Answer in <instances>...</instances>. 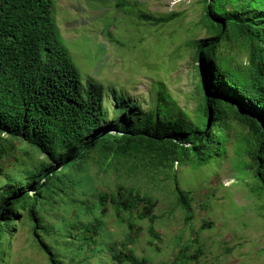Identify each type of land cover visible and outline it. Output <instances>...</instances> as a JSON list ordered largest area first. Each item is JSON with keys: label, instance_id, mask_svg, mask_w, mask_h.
<instances>
[{"label": "trees", "instance_id": "16d2710c", "mask_svg": "<svg viewBox=\"0 0 264 264\" xmlns=\"http://www.w3.org/2000/svg\"><path fill=\"white\" fill-rule=\"evenodd\" d=\"M203 2L204 23L210 36L195 43L201 103L198 116L187 119L176 111L173 102L168 103L164 93H160L152 111L142 114L132 105L119 110L120 102L126 100L116 91L110 89L111 103L102 84L91 79L83 83L61 40L54 0H0V139L7 135L3 140L12 148L13 140H18L43 156L23 175L8 178L0 189V262L10 249L14 228L21 225V210L34 221V236L50 264H87L86 253L90 258L101 256L99 247L103 242L98 237L102 223L98 216L84 226L77 218L68 224L64 238L69 240L72 252L67 262L62 252L43 241L38 233V206L46 192L66 181L72 186L89 185L84 173L96 158L105 171L124 168L127 174L144 172L153 180L154 176L164 175L171 181L169 174L176 164L200 171L224 150L233 124L248 132L246 146L239 143L236 148L238 154L250 157L246 167L252 171L256 190L263 198L264 219V0ZM138 18L165 23L175 15L156 19L140 14ZM234 47L246 53V62L230 53ZM111 104L122 114L117 123L107 119ZM172 181L178 207L190 222V193L181 189L177 177ZM108 203L121 220L124 213L133 215L134 211L139 221L157 219V202L151 196L120 185L110 193L97 195L95 206L100 209H79L77 217L93 215L95 210L104 214ZM126 222L128 240L121 243L120 254L103 243L112 256L110 264H151L127 249L135 224L131 219ZM150 233L161 240L154 227ZM196 254L160 264L190 263Z\"/></svg>", "mask_w": 264, "mask_h": 264}, {"label": "rangeland", "instance_id": "374dc122", "mask_svg": "<svg viewBox=\"0 0 264 264\" xmlns=\"http://www.w3.org/2000/svg\"><path fill=\"white\" fill-rule=\"evenodd\" d=\"M54 1L61 40L83 83L91 79L102 84L105 97H109L110 89L116 91L119 98L126 100L120 102L119 110L125 111L132 105L142 114L149 113L160 100V93H164L168 103L173 102L184 117L198 116L202 93L195 43L210 36L204 23L203 0ZM140 14L156 19L172 15L175 18L155 23L139 19ZM230 53L242 62L247 60L246 53L239 52L237 47ZM109 101L113 103L112 97ZM108 111V121L117 123L122 114L113 105ZM228 135L224 150L210 165L199 171L193 166L176 164L169 174L171 181L165 180L164 175L154 176L153 180L144 172L127 174L124 168L105 171L98 158L90 161L84 173L89 185L72 186L66 181L46 192L38 206L40 237L55 251L62 252L67 262L72 252L69 240L64 238L68 224L77 218L84 226L98 216L102 223L98 240L120 254L121 243L128 240L126 221L131 219L135 228L127 249L151 264L171 263L177 256L195 255L198 250L202 254H196V259L185 264H264L263 198L256 190L252 171L246 167L250 157L238 154L236 148L239 143L246 146L248 132L233 124ZM7 138L3 134L0 139V189L8 178H18L43 160L42 155L18 140H13L12 148L4 142ZM175 177L192 198L190 222L178 207L172 181ZM119 185L151 196L157 202V219L139 221L134 211L133 215L124 213L121 220L110 203L104 214L95 210L93 215L84 213L77 217L79 209H100L95 206L97 195L110 193ZM19 215L21 225L14 228L10 249L0 264H50L34 236V221L23 210ZM151 227L161 240L151 235ZM77 234L83 235L79 231ZM103 243L99 247L101 256L90 258L86 253L87 264H110L112 256Z\"/></svg>", "mask_w": 264, "mask_h": 264}]
</instances>
